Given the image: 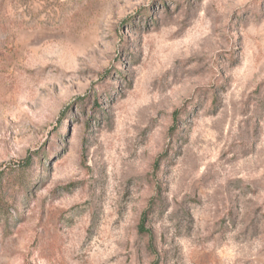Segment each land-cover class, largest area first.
<instances>
[{"label": "rangeland", "instance_id": "rangeland-1", "mask_svg": "<svg viewBox=\"0 0 264 264\" xmlns=\"http://www.w3.org/2000/svg\"><path fill=\"white\" fill-rule=\"evenodd\" d=\"M0 264H264V0H0Z\"/></svg>", "mask_w": 264, "mask_h": 264}]
</instances>
